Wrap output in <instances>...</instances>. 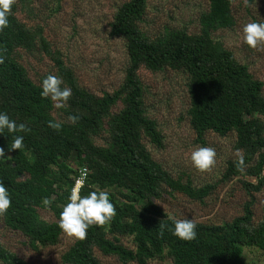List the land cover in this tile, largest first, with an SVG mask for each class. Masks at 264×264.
I'll list each match as a JSON object with an SVG mask.
<instances>
[{
	"label": "trees",
	"instance_id": "obj_1",
	"mask_svg": "<svg viewBox=\"0 0 264 264\" xmlns=\"http://www.w3.org/2000/svg\"><path fill=\"white\" fill-rule=\"evenodd\" d=\"M255 1L247 0L248 5ZM32 4L33 0H16L9 27L0 32L4 61L0 63V110L30 129L19 133L24 136L22 150H10L13 137L7 131L0 135V147L8 157L0 160V179L12 201L0 217L5 227L25 237L34 251L57 246L63 233L58 227L60 212L80 170L86 168L81 195L109 191L116 215L103 227H90L87 237L62 256L63 264H101L96 251L122 264L157 259H170L171 264H251L244 259L245 248L259 250L264 261V206L258 221L254 213L256 195L264 191V82L214 39L218 30L236 25L233 1L209 0L208 11L199 18V33L166 28L151 36L141 28L149 0H127L110 24V35L125 41L128 67L121 86L102 96L81 85L42 26H29L19 18L21 11L32 15ZM24 53L46 56L55 72L35 82L23 62ZM141 69L185 72L189 123L196 142L206 145L211 133L223 138L234 134V149L244 155L243 171L237 157L227 162L218 182L195 187L154 160L147 143L163 149L165 138L157 121L147 115ZM50 73L61 76L72 89L68 107L59 109L61 118L54 115L57 109L52 102L40 95L41 81ZM69 115L80 119L72 124ZM49 121L61 122V129L49 127ZM237 177L244 178L240 181L249 197L240 216L218 225L195 222L197 237L192 241L172 235L170 227L177 218L157 201L167 194H181L205 204L220 185ZM43 198L52 199L50 207L42 204ZM39 210L51 212L55 221L42 219ZM123 238L130 239L132 246L123 244ZM0 264L29 263L0 243Z\"/></svg>",
	"mask_w": 264,
	"mask_h": 264
},
{
	"label": "rangeland",
	"instance_id": "obj_2",
	"mask_svg": "<svg viewBox=\"0 0 264 264\" xmlns=\"http://www.w3.org/2000/svg\"><path fill=\"white\" fill-rule=\"evenodd\" d=\"M126 1L33 0L32 15L21 11L19 18L29 26H42L44 34L62 53L81 85L102 96L121 86L128 67L125 41L110 35V24L118 8ZM232 1L236 25L232 29L218 30L214 33V39L221 41L240 63L249 67L256 79L264 82V45L252 49L243 42V26L253 21H264V0H256L252 5H248L247 0ZM208 9L209 0H149V9L141 28L151 36L162 34L166 28L199 33V18ZM23 62L35 82L39 76L55 72L53 63L44 55L24 53ZM140 78L146 91L147 115L157 121L165 138L163 149L147 143L154 160L174 177H183L185 182L191 181L195 187L218 182L227 162L238 157L234 149L236 136L231 134L223 138L211 133L206 138V145L196 142L189 123V78L185 72L165 70L152 73L141 69ZM54 115L62 117L59 109ZM97 143L105 144L98 139ZM200 146L216 150V165L211 171L199 172L191 165L190 154ZM241 178L244 179L237 177L228 184L220 185L205 204L181 194H167L157 203L168 215L177 219H192L206 225L230 222L242 214L243 206L249 200ZM263 206L264 191L256 195L255 221L261 218ZM39 214L48 222L55 221L49 211L39 210ZM76 241L62 233L57 246L34 251L26 244L25 237L8 230L0 220V243L29 264H63L62 256ZM122 243L132 246L130 239L123 238ZM96 255L101 264H122L115 257L104 256L97 251ZM244 259L251 264H264L261 252L256 248H245ZM148 264H171V260L157 259Z\"/></svg>",
	"mask_w": 264,
	"mask_h": 264
},
{
	"label": "clouds",
	"instance_id": "obj_3",
	"mask_svg": "<svg viewBox=\"0 0 264 264\" xmlns=\"http://www.w3.org/2000/svg\"><path fill=\"white\" fill-rule=\"evenodd\" d=\"M14 3L15 0H0V32L9 27V15ZM243 42L252 49L264 45V21L246 23L243 26ZM3 62V57H0V63ZM40 95L42 98L50 100L56 109H64L68 107L72 89L65 86L61 76L50 73L41 81ZM79 119L78 115L68 116V121L72 124H76ZM49 127L59 131L62 123L49 121ZM5 131L13 137L10 150L24 149V136L19 133H26L30 129L26 124H18L11 119L6 111L0 110V135H4ZM216 156V150L212 147H196L190 154L191 165L199 172L211 171L216 165ZM237 156V163L240 170L243 171L244 155L240 150H237ZM7 158L4 148L0 147V160L5 161ZM85 183L86 177L75 181L58 219L59 229L67 236L77 240H84L90 227H103L110 223L116 215L109 191L93 190L86 195H81ZM42 204L45 207H50L52 199L43 198ZM11 206V195L3 180L0 179V217L4 216ZM160 226L166 227L163 224ZM170 231L172 235L183 241H192L197 237L196 223L192 219H174Z\"/></svg>",
	"mask_w": 264,
	"mask_h": 264
},
{
	"label": "built area",
	"instance_id": "obj_4",
	"mask_svg": "<svg viewBox=\"0 0 264 264\" xmlns=\"http://www.w3.org/2000/svg\"><path fill=\"white\" fill-rule=\"evenodd\" d=\"M87 174H88V171H87V169L86 168H83L82 170H80V174H79V177L77 178V179H79V178H81V177H86L87 178ZM76 179V180H77ZM75 180V181H76Z\"/></svg>",
	"mask_w": 264,
	"mask_h": 264
}]
</instances>
